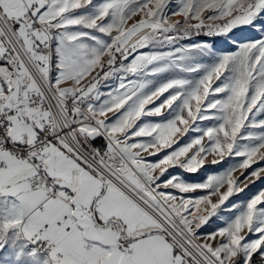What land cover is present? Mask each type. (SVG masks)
I'll return each mask as SVG.
<instances>
[{
	"label": "snow or ice",
	"instance_id": "snow-or-ice-1",
	"mask_svg": "<svg viewBox=\"0 0 264 264\" xmlns=\"http://www.w3.org/2000/svg\"><path fill=\"white\" fill-rule=\"evenodd\" d=\"M0 264H264V0H0Z\"/></svg>",
	"mask_w": 264,
	"mask_h": 264
},
{
	"label": "rangeland",
	"instance_id": "rangeland-1",
	"mask_svg": "<svg viewBox=\"0 0 264 264\" xmlns=\"http://www.w3.org/2000/svg\"><path fill=\"white\" fill-rule=\"evenodd\" d=\"M174 19H176V18H174ZM143 51V50H142ZM150 159H153V160H155V157H151ZM170 171H175V170H170ZM239 173H237V175H238ZM261 187V185L259 184V183H257L254 187H252L251 189H250V191H249V195H252V194H254L259 188Z\"/></svg>",
	"mask_w": 264,
	"mask_h": 264
},
{
	"label": "built area",
	"instance_id": "built-area-1",
	"mask_svg": "<svg viewBox=\"0 0 264 264\" xmlns=\"http://www.w3.org/2000/svg\"><path fill=\"white\" fill-rule=\"evenodd\" d=\"M99 143V142H98Z\"/></svg>",
	"mask_w": 264,
	"mask_h": 264
}]
</instances>
